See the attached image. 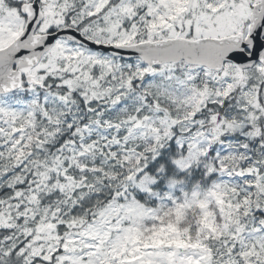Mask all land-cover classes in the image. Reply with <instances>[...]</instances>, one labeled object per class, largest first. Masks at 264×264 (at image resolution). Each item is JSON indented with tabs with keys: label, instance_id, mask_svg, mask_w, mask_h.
Instances as JSON below:
<instances>
[{
	"label": "snow or ice",
	"instance_id": "snow-or-ice-1",
	"mask_svg": "<svg viewBox=\"0 0 264 264\" xmlns=\"http://www.w3.org/2000/svg\"><path fill=\"white\" fill-rule=\"evenodd\" d=\"M0 264H264V0H0Z\"/></svg>",
	"mask_w": 264,
	"mask_h": 264
}]
</instances>
